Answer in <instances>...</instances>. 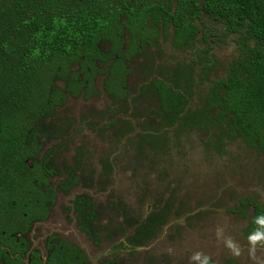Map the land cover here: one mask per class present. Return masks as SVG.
<instances>
[{"label": "trees", "instance_id": "obj_1", "mask_svg": "<svg viewBox=\"0 0 264 264\" xmlns=\"http://www.w3.org/2000/svg\"><path fill=\"white\" fill-rule=\"evenodd\" d=\"M170 29L178 49L201 43L216 60L215 47L231 40L239 55L193 113L187 89L154 83L160 117L212 135L219 153L241 140L264 155V0H0V264H90L67 240L50 239L44 259L28 239L32 225L49 217L57 193L78 184L70 173L54 187L60 173L51 152L40 157L41 123L67 94L92 89L98 76L111 96L122 98L132 59L160 38V30L167 39ZM241 204L253 210L246 235L264 232L256 223L263 204ZM72 206L79 229L95 239L92 199L77 196ZM157 224L151 217L137 236L152 237Z\"/></svg>", "mask_w": 264, "mask_h": 264}, {"label": "rangeland", "instance_id": "obj_2", "mask_svg": "<svg viewBox=\"0 0 264 264\" xmlns=\"http://www.w3.org/2000/svg\"><path fill=\"white\" fill-rule=\"evenodd\" d=\"M101 50L108 53L109 45ZM204 50L201 43L178 49L173 30L167 39L160 30L130 62L122 98L111 96L98 76L92 89L67 94L44 118L40 157L53 154L60 173L54 187L70 173L78 180L57 193L49 217L30 230L32 248L44 259L48 241L59 238L82 250L90 264H199L192 259L198 253L210 264H264V240L253 246L245 233L253 210L241 204L256 199L264 207V155L241 140L219 153L212 135L163 120L152 93L158 81L177 83L191 94L189 111L202 109L239 55L231 40L215 47L216 60ZM58 87L65 91L64 82ZM84 194L97 216L95 239L79 229L73 211ZM151 217L159 222L154 235L140 238L137 231Z\"/></svg>", "mask_w": 264, "mask_h": 264}, {"label": "clouds", "instance_id": "obj_3", "mask_svg": "<svg viewBox=\"0 0 264 264\" xmlns=\"http://www.w3.org/2000/svg\"><path fill=\"white\" fill-rule=\"evenodd\" d=\"M256 223L264 227V216L259 217ZM248 239H249L250 244L255 246L258 241L264 240V232L257 231L253 233L252 235H250ZM227 247L233 251L234 255H237V256L239 255V249L231 241L227 242ZM252 251H254V247ZM192 259L195 261H198L199 264H210L209 257L205 256L202 258L199 253L193 256Z\"/></svg>", "mask_w": 264, "mask_h": 264}, {"label": "flooded vegetation", "instance_id": "obj_4", "mask_svg": "<svg viewBox=\"0 0 264 264\" xmlns=\"http://www.w3.org/2000/svg\"><path fill=\"white\" fill-rule=\"evenodd\" d=\"M34 224H35V223H34ZM34 224H33V225H34ZM33 225H32V226H33ZM31 228H32V227H31ZM31 246H32V245H31ZM33 250H35V249H33ZM35 251H36V250H35ZM37 252H38V251H37Z\"/></svg>", "mask_w": 264, "mask_h": 264}]
</instances>
